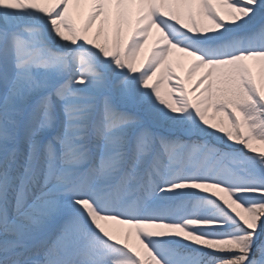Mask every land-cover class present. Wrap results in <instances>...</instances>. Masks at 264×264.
I'll list each match as a JSON object with an SVG mask.
<instances>
[{
	"label": "snow or ice",
	"instance_id": "6c2138e0",
	"mask_svg": "<svg viewBox=\"0 0 264 264\" xmlns=\"http://www.w3.org/2000/svg\"><path fill=\"white\" fill-rule=\"evenodd\" d=\"M0 264H264V0H0Z\"/></svg>",
	"mask_w": 264,
	"mask_h": 264
}]
</instances>
